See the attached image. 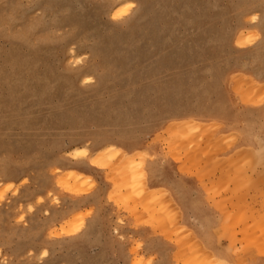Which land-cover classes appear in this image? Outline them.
<instances>
[{
  "label": "rangeland",
  "instance_id": "1",
  "mask_svg": "<svg viewBox=\"0 0 264 264\" xmlns=\"http://www.w3.org/2000/svg\"><path fill=\"white\" fill-rule=\"evenodd\" d=\"M208 263L264 264V0H0V264Z\"/></svg>",
  "mask_w": 264,
  "mask_h": 264
},
{
  "label": "bare ground",
  "instance_id": "2",
  "mask_svg": "<svg viewBox=\"0 0 264 264\" xmlns=\"http://www.w3.org/2000/svg\"><path fill=\"white\" fill-rule=\"evenodd\" d=\"M127 11H128V10H125V11L120 12V13H117V14L115 13V14H113V18H114L115 20H117L118 18H122L123 16L126 15V12H127ZM155 13H156V12H155ZM94 15H95V14H94ZM94 15H93V16H94ZM101 15H102V14H101ZM97 16H98V15H97ZM97 16H96V17H97ZM94 18H95V17H94ZM107 18H110V17H107ZM98 19H99V17H98ZM114 19H113V20H114ZM109 20H110V19H109ZM152 20H154V19H152ZM152 20H151V21H152ZM155 20H156V18H155ZM155 20H154V21H155ZM158 20H159V19H158ZM97 21H98V20H97ZM143 21H144V20H143ZM143 21H142V22H143ZM156 22H157V21H155V23H156ZM155 23L152 24V26L155 25ZM98 24H99V23H98ZM139 24H140V23H139ZM141 24H143V23H141ZM149 25H150V24H149V22H148V29H149V27L151 26V25H150V26H149ZM146 26H147V25H146ZM146 26H145V27H146ZM160 26H161V25H160ZM87 27H88V26H87ZM153 27H154V26H153ZM153 27H152V28L150 27V28L153 30V29H154L155 27H157V26H155L154 28H153ZM158 27H159V26H158ZM89 28H90V26H89ZM91 28L93 29L94 27H92V25H91ZM141 28H142V27H141ZM143 28H144V27H143ZM146 28H147V27H146ZM159 28H160V27H159ZM159 28H158V29H159ZM137 29H138V28H137ZM144 29H145V28H144ZM155 29H156V28H155ZM87 30H88V29H87ZM87 30H86V31H87ZM100 30H101V28H100ZM140 30H141V29H140ZM159 30H160V29H159ZM91 31H92V30H91ZM142 31H143V29H142ZM155 31L158 32L157 30H155ZM87 32H88V31H87ZM89 32H90V31H89ZM89 32H88V33H89ZM143 32H144V31H143ZM143 32H139V33H143ZM156 32H154V33H156ZM139 33H138V35H139ZM149 33H151V32H149ZM149 33H147V34H149ZM101 34H102V32H101ZM135 34H137V32H135ZM97 35H98V34H97ZM138 35H137V36H138ZM149 35H152V33L149 34ZM99 36H100V35H99ZM119 36H120V35H119ZM127 36H128V35H127ZM140 36H141V34H140ZM143 36H144V35H143ZM154 36H155V35H154ZM102 37H103V36H102ZM120 37L122 38V36H120ZM123 37H125V36H123ZM150 37H151V36H150ZM121 38H120V39H121ZM139 38H140V37H139ZM142 38H144V37H142ZM142 38H141V39H142ZM153 38H154V37H153ZM122 39H123V38H122ZM129 39H130V38H129ZM147 39H148V35H147ZM71 40H72V39H71ZM130 40H131V39H130ZM68 41H69V40H68ZM68 41H67V42H68ZM121 42H122V41H121ZM129 42H130V41H129ZM133 42H135V41H133ZM142 42H143V41H142ZM65 43H66V42H65ZM122 44H123V42H122ZM143 44H144V43H143ZM135 45H136V43H135ZM139 45H140V44H139ZM139 45H138V46H139ZM120 46H121V45H120ZM136 46H137V45H136ZM141 46H144V45L141 44ZM64 47H65V46H64ZM139 47H140V46H139ZM73 48H74V47H73ZM139 49H141V47H140ZM96 51H97V50H96ZM134 51H135V50H134ZM138 51H139V50H138ZM139 52H140V51H139ZM97 53H98V51H97ZM75 54H76V52H75ZM94 54H95V53H94ZM106 54H107V53H106ZM102 55H103V54H102ZM102 55H101V56H102ZM74 57H75V56H74ZM104 57H106V56H104ZM125 57H126V56H125ZM136 57H137V56H136ZM100 59H101V58H100ZM102 59H104V58H102ZM102 59H101V60H102ZM106 59H108V58H106ZM119 59H120V57H119ZM99 62H100V61H99ZM99 62H97V63H99ZM103 62H106V61H102V63H103ZM119 62H120V61H119ZM121 62H122V61H121ZM97 63H95V64H97ZM123 63H124V62H123ZM126 63H127V61H126ZM95 64H94V65H95ZM99 64H100V63H99ZM104 64H105V63H104ZM106 65H107V64H106ZM115 65H116V63H115ZM72 66H73V65H72ZM72 66H71V67H72ZM100 66H101V65H100ZM73 67H74V66H73ZM107 67H108V66L103 67L102 69L107 68ZM90 68H91V67H90ZM95 68H96V67H95ZM100 68H101V67H100ZM130 68H131V65H130ZM97 69H98V68H97ZM88 70H89V69H88ZM109 70H112V71L115 72L114 69H111V68H110ZM109 70H108V71H109ZM103 71H104V70H103ZM105 71H106V70H105ZM105 71H104V72H105ZM108 71H107V72H108ZM104 72H103V73H104ZM109 72H110V71H109ZM109 72H108V74H109ZM119 72H120V70H119ZM119 72H118V73H119ZM82 73H83V72H82ZM82 73H81V74H82ZM92 73H93V72H92ZM94 73H95V71H94ZM96 73H97V70H96ZM100 73H101V72H100ZM110 73H111V72H110ZM108 74H107V75H108ZM115 74H116V73H115ZM93 75H95V74H93ZM97 75H99V74H97ZM107 75H105V76H107ZM111 75H113V74H111ZM117 75H118V74H117ZM132 75H133V74H132ZM132 75H131V76H132ZM74 76H75V75H74ZM74 76H73V77H74ZM109 76H110V75H109ZM111 77H112V76H111ZM111 77H109V78L111 79ZM118 77L120 78L121 76H118ZM76 78H77V77H76ZM99 78H100V77H99ZM102 78H103V77H102ZM102 78H101V79H102ZM104 78H106V77H104ZM113 78H114V77H113ZM119 78H118V79H119ZM130 78H131V77H130ZM132 78H133V77H132ZM77 79H78V78H77ZM106 79H107V78H106ZM115 79L118 81L117 77H116ZM135 79H137V78H135ZM138 79H139V77H138ZM79 80H80V79H79ZM92 80H93V78H92L91 76H88V77H86V78L84 79V81L87 83L86 85H88L89 83L91 84ZM108 80H109V79H107L106 81H108ZM120 80H121V78H120ZM120 80H119V81H120ZM103 81H104V80H103ZM111 81H112V80H111ZM111 81H110V82H111ZM93 82H94V81H93ZM113 82H114V79H113ZM133 82H134V79H133ZM101 83H102V81H101ZM111 83H112V82H111ZM121 83H123V82H120V84H121ZM125 83H126V82H125ZM106 84H107V83H106ZM134 84H135V83H134ZM81 85H82V84H81ZM102 85H103V84H102ZM104 85H105V83H104ZM113 85H114V83H113ZM115 85H116V84H115ZM121 85H122V84H121ZM97 86H98V85H97ZM97 86H96V87H97ZM111 86H112V85H111ZM119 86H120V85H119ZM101 87H102V86H101ZM108 87H109V86H108ZM103 88H104V87H103ZM112 88H113V86H112ZM129 88H130V87H129ZM94 89H95V88H94ZM100 89H101V88H100ZM98 90H99V89H98ZM104 90H105V89H104ZM113 90H115V89H113ZM116 90H117V89H116ZM130 90H131V89H130ZM106 91H108V90H106ZM127 91H128V90H127ZM142 91H143V90H142ZM103 92H104V91H103ZM108 92H109V91H108ZM101 93H102V92H101ZM90 94L92 95V92H91ZM93 94H95V93L93 92ZM110 94H111V93H110ZM119 94H120V92H119ZM103 95H104V94H103ZM141 98H142V96H141ZM141 98H140V100H143V101H144V98H142V99H141ZM115 99H116V98H114V100H115ZM120 100H122V99H120ZM129 100H131V99H129ZM132 100H134V99H132ZM132 100H131V101H132ZM136 100H138V99H136ZM140 100H139V101H140ZM131 101H130V102H131ZM141 102H142V101H141ZM141 102H139V103H141ZM82 103H83V102H82ZM107 103H109V102H107ZM139 103H136L135 106H137V104H139ZM132 105H133V104H132ZM140 107H141V106H140ZM136 108H137V107H136ZM138 109H139V108H138ZM108 148L111 149V150H117V148H115L114 146H110V147H108ZM79 150H80V149H76V153H77V154H84V151H79ZM104 153H105V147L103 146L102 148H100V150H99V154H100L101 156H103ZM208 264H209V263H208ZM217 264H218V263H217Z\"/></svg>",
  "mask_w": 264,
  "mask_h": 264
}]
</instances>
